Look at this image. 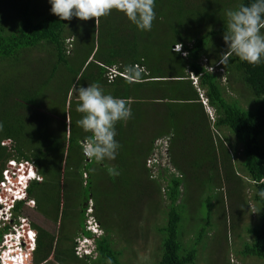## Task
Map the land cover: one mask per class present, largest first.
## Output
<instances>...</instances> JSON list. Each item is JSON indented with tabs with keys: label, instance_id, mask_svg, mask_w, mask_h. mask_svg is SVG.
Returning <instances> with one entry per match:
<instances>
[{
	"label": "trees",
	"instance_id": "1",
	"mask_svg": "<svg viewBox=\"0 0 264 264\" xmlns=\"http://www.w3.org/2000/svg\"><path fill=\"white\" fill-rule=\"evenodd\" d=\"M200 2L204 3L205 9L213 8V5L217 4L219 7L216 10L224 8L226 11V8L235 10L241 4L250 5L253 0H155L156 19L150 31L138 30L124 14L113 10L111 14L99 18L98 23L94 19L85 21L89 23L91 30L88 35H84V42L89 47L88 54L80 57L75 50L74 56L70 58L66 54L68 41L72 39L73 42L75 39L76 42L77 32L67 33V28L69 22L75 17L68 21L60 20L51 13L49 1L41 3V0H0V64L18 59L20 52L26 49L46 51L49 60L51 59L48 80L55 78L58 80L57 87L52 88V91L53 95L58 97L54 101L58 103L60 110H64L67 106L72 109L74 104H78L75 97L68 96L71 89L74 90V86L78 88L92 83H98L105 94L129 101L130 90L136 86L133 84L134 81L116 76L108 82L105 77L106 68L116 67L120 73L135 79L136 74H132L129 70L135 69L136 73L139 70L135 68L136 65L146 70L145 72L151 76L154 75L147 78L165 80L158 83L160 91L164 94V119L161 120L160 114V126L164 121V129L150 137L145 147L127 146L126 140L120 143L118 153H123L125 147H129V152L133 148L140 150L137 155L141 154V162L130 161L127 165L122 162L88 160L83 155L82 142L90 134L85 133L74 122H71L67 135L66 132L53 134L44 126L33 124L25 118L24 124L19 123L21 116L12 110L13 115L10 116L9 123L4 122L5 131L0 132V144L6 138L12 140L10 148L7 145H0V179L1 171L9 159L32 162L37 172L43 177V182L37 185L40 189L39 193L34 189L29 190L30 197L36 201L34 211L44 219H49L54 225L60 216L56 233L31 223L37 231L33 264H46L50 256L55 258L56 264H80L72 246L68 244L75 220L73 209L79 195L85 197V202L87 199H95L99 214L97 221L103 231V235L94 239L96 257L89 259L88 262L80 261L84 262L83 264H108L110 260L111 264H121L120 258L127 247H122L121 243L116 247L119 242H110V237L117 239L115 236L117 234L111 229L108 219L106 218L105 221L102 218V207L97 196L116 190L115 185H120V180L124 184L123 189L126 188L127 195L128 192L131 193L132 182L136 181L138 173L142 174L144 171L148 178L151 177L145 168V161L151 153L153 141L164 135L169 138L168 153H171L175 159L172 161L175 169L182 170L176 155L180 157L179 151L183 148L182 142L186 139L184 136L186 132H191L194 136V144L199 146L198 152L201 157H204L203 162L207 159L204 164L208 166H211L212 162L214 164L215 158L211 154L215 152V145L222 149L223 153L226 151L222 143L218 141L217 145L211 136L212 122L208 119L200 94L206 100L207 106L215 112L216 119L213 121V127L226 129L240 145L243 159L241 167L251 183V201L256 209L257 222L245 228L249 240L243 242L239 254L243 257L264 260V198L258 194L264 191V63L252 66L233 55L221 64L220 57L216 58V62L210 68L216 67L222 70L227 76L226 84H222L223 79L218 73H213L201 66L197 62L198 59L202 55L210 54L205 50L207 39L223 34L226 28V25L220 24V20L214 19V15L203 17L204 20H201L202 17L199 14L196 15L202 25V30L199 32L186 34L176 30L175 27H170L165 34L173 35L176 40H160L155 45L148 44L147 40L154 35L156 30L154 23H159L163 18L172 15L182 17L186 13L197 10L200 5L196 3ZM221 16L222 19H227L226 16ZM174 45L182 47L186 53L185 57L173 50ZM95 48H97L95 55L92 61H89ZM218 55L221 56V54ZM75 58L78 59L77 63L79 61V64L76 63L77 67H74L73 59ZM58 69H62V72L56 75ZM191 76L195 78V85ZM232 81L242 84L250 91L253 96L252 108H242L238 100L227 95L233 90L229 85L233 83ZM149 84H153L150 85V91L156 90L158 84ZM14 97L12 94L13 108ZM132 99L135 100V98ZM154 100L152 99L151 102ZM131 103L134 105V102ZM130 123L131 120L128 126L131 129L134 128ZM27 124H32V136L38 146L40 145L39 147L34 144L30 147L26 144L28 148H24L26 142H21L18 138V134H25ZM116 126L120 131L125 128L123 121L118 122ZM188 127L191 129L187 130ZM204 141L208 142L206 146L210 150L201 148L200 145ZM225 162L226 158L223 159V164ZM195 166L201 168V166ZM228 167L234 177L238 178L232 166L228 164ZM109 168H114L119 175H110ZM180 179L171 176L167 182L165 197L169 203L165 212V222L156 229L160 235L159 259L153 264H192L197 256L196 246H199V241L208 229L206 226H209L202 227L191 240L194 242L186 245L185 250L182 249L183 243L180 242L178 234L183 217L181 204L178 203L181 193ZM157 187L159 191L160 188L158 185ZM138 190L139 193L135 197L142 198L140 185ZM22 207H24L23 204H17L14 210L15 216L22 215ZM235 207H241V203L236 204ZM77 214L76 226H79L83 236L90 238L92 236L90 232L84 230V214L82 212ZM66 220L69 226H66ZM6 231L7 227L0 228V241Z\"/></svg>",
	"mask_w": 264,
	"mask_h": 264
},
{
	"label": "rangeland",
	"instance_id": "2",
	"mask_svg": "<svg viewBox=\"0 0 264 264\" xmlns=\"http://www.w3.org/2000/svg\"><path fill=\"white\" fill-rule=\"evenodd\" d=\"M48 1L41 0V3ZM196 4L198 6L200 5L197 10L186 13L182 17L172 15L163 18L159 23H154L156 30H154V35L147 39L148 44L155 45L160 40H176V37L173 35L169 36L165 34L169 31L170 27H175L176 30L183 31L186 34L199 32V30H202L200 22L206 16L211 17L214 15V19L220 20V24L226 25V19H222L223 17L221 15L226 16L225 12L231 10L230 8H226V11L224 8L218 11L216 10L219 7L217 4L213 5L214 9L211 7L205 9L203 7L204 3L202 2ZM197 14L202 17L201 20L196 18ZM71 31L77 32V36L76 42L75 39L73 42L72 39H69L66 52L67 56L72 58L75 50L80 57L86 56L89 47L84 42V35H88L91 32L89 23H85V21L77 18L72 19L68 24L67 33ZM222 37L223 34H219L207 39L205 50L210 53L208 55L209 59L207 58V62H205V59L202 58L201 63L205 65L207 70L218 73L223 79L222 84H226L228 82L226 74L216 67H209L214 63L215 56L227 50ZM176 47L177 45H174L173 50L185 57L186 53L182 50V47H180L179 51H176ZM99 48L102 52L101 47ZM96 49H94L89 61H92ZM38 50L26 49L20 52L18 59L0 64V125H2L0 132L5 131L4 122L7 121L9 123V118L13 115L12 110H15L16 114L21 116L19 123H23L25 118L33 124L44 126L53 134H63L71 121L81 118V114H71L68 118L62 117L64 110H60L58 103L54 101L58 97L55 94L53 95L54 92L52 91V88L57 87L58 80L57 78L48 80L51 59L49 60V55L46 51ZM73 60L75 61L74 67H77L78 65L76 63L78 59L75 58ZM77 64H79V61ZM145 71L144 69L141 73L137 71L135 73V79L141 81L147 77H154V75L145 74ZM61 72L62 69H58L56 75L61 74ZM135 79L134 81H136ZM193 83H195V78ZM233 83H229L233 90L230 93L228 92L227 95L238 100L242 108H252L253 103L251 101L253 96L250 91L242 84ZM12 94L15 96L13 101L14 108L11 100ZM73 95H76L74 90L72 91V98L74 97ZM209 111L210 114H207V116L212 122V128H210L212 134H210L217 145L218 141L222 143L226 151L223 153L222 149L220 150L215 145V152L211 154L215 158L214 164L213 162L211 166L204 164L207 159L203 162L204 157H201L200 152H198L199 146L194 144V136L191 135V132H186L187 134L184 135L186 139L182 142L183 148L179 151L180 157L178 154L176 155L182 170L173 167L171 162L173 160L175 161V159L171 153H168L164 165L153 174L149 173L151 177L148 178L143 171L142 174L138 173L136 175L137 183L132 178L131 193L128 192L126 195V188L125 190L123 189L124 184L120 180V185H115L116 190L97 196L100 199V207H102V218L105 221L108 219V224L117 234L115 235L117 239L110 237V242H119L116 247L120 243L122 247H127L123 250V256L120 258L121 264H153L154 261L159 259L158 243L160 241V235L156 229L165 222V212L167 211V205L169 203L166 200L165 192L167 190V182L171 176L181 178V193L178 203L181 204L183 217L178 234L180 242L183 243L182 249L185 250L186 245L194 242H191V240L194 239V235L202 227L209 225L206 226L208 229L199 241V246H196L197 256L192 264H264V260L243 257L239 254L243 242L249 240V237L246 236L245 228L257 222L256 209L251 201V183L241 167L243 159L240 145L235 142V139L229 131L224 128L213 127V121L216 119L215 112L212 109ZM57 115L60 117H57ZM186 129L190 130L191 127ZM24 132L25 134L23 133V135L18 134L21 142H26L24 148H28L26 144L30 147H32V144L38 146L32 136V124H27ZM11 144L12 140L6 138L0 145H7L10 148L9 146ZM207 144L208 142L204 141L200 146H202V149H209L206 146ZM138 151L140 150L133 148L129 152V147H125L123 153H118L115 160L105 161L109 163L122 162L124 165H127L130 161L141 162V154L137 155ZM224 158H226L225 164H223ZM228 164L235 170L238 178L234 177ZM195 165L201 166V168H197ZM138 185L142 189V198L135 197L139 193ZM157 185L160 188L159 191ZM240 203L241 207H235L236 204ZM244 204L246 205L245 207ZM96 206L97 203L94 198L91 200L87 199L85 202L82 199V195H79L75 201L73 209L75 220L71 228L72 235L68 242L72 246L74 254L76 251L78 252L82 244L84 246L87 244L93 247L95 246L94 237L87 238L83 236L79 226H76V223L78 224L77 213L82 210V207L86 208L85 213L92 210L91 218L84 216L86 220L84 225L87 226L84 227V230H87L90 225V223H87L88 219L92 222L90 225V227H93L91 231L94 227L98 226L97 237L101 234L103 235L102 226L97 221L99 214ZM34 210V208L23 207L21 211L22 215L20 216L26 217L30 224L36 223L38 226L52 233H56L60 216L58 217L56 225H54L49 219L46 220L40 215H37ZM208 221L209 224H207ZM67 222L66 220L65 224ZM66 226L69 225L66 224ZM80 258L77 257L79 263L83 264L84 262L80 261ZM47 260L49 262L46 264H56L53 256H50Z\"/></svg>",
	"mask_w": 264,
	"mask_h": 264
},
{
	"label": "clouds",
	"instance_id": "3",
	"mask_svg": "<svg viewBox=\"0 0 264 264\" xmlns=\"http://www.w3.org/2000/svg\"><path fill=\"white\" fill-rule=\"evenodd\" d=\"M49 3L51 4V13L62 21H68L75 17L81 21L94 19L98 23L99 18L107 16L115 10L124 14L138 30L150 31L156 19L155 0H49ZM226 17V28L222 38L227 50L221 54L219 62L224 64L228 58L234 55L240 61L252 66L264 63V0H253L250 5L241 4L235 10H227ZM180 47L177 45L176 51H179ZM129 71L135 74V69ZM126 79L134 81L128 77ZM74 91L79 101L76 112L81 114V118L76 121V124L85 133L90 134L82 142L83 155L96 162L115 160L120 148V144L115 139L116 124L130 119L132 116L127 100L105 94L98 83H92L87 87L79 86L77 88L74 86ZM202 104L206 108V113L210 114V109L203 99ZM108 171L110 175H119V172L114 168H109ZM258 194L264 198V191H260ZM17 204L28 207L23 200H16L11 209L15 219L17 216H15L14 210ZM35 207L36 201L34 206L29 208L35 209ZM82 213L86 218L92 217V211L85 213L84 210ZM87 223L91 225L92 222L87 219ZM90 225L87 230L95 239L97 237L93 236V232L89 229ZM36 239L37 231L35 249ZM80 249H84L86 260L96 257V253L90 257L95 252V246L82 244ZM21 260V255H17L14 264H20ZM0 263H2L1 260ZM108 264H111L110 260Z\"/></svg>",
	"mask_w": 264,
	"mask_h": 264
},
{
	"label": "built area",
	"instance_id": "4",
	"mask_svg": "<svg viewBox=\"0 0 264 264\" xmlns=\"http://www.w3.org/2000/svg\"><path fill=\"white\" fill-rule=\"evenodd\" d=\"M139 72L143 69L137 67ZM117 75L127 77L125 73H119L116 67L106 68V78L111 82ZM8 142V141H7ZM169 138H159L154 141L149 157L145 161V167L150 174L159 170L166 162L168 156ZM88 159V158H87ZM89 160V159H88ZM165 160V161H164ZM43 182V177L37 172L36 166L26 160L9 159L1 171L0 179V228L7 227L0 241V264H14L17 255H21L20 264H31L34 259L36 231L32 228L26 217L18 215L13 217L11 209L16 200H23L28 207L35 204L34 198L30 197L29 190H37V185ZM35 186V187H34ZM84 196L82 199L84 200ZM86 208L82 207L83 212ZM92 211V210H90ZM90 229L93 227H89ZM93 236H98V226L92 230ZM31 233L28 239L25 237ZM15 240V242H13ZM84 250L78 249L75 254L81 260H86ZM6 260L10 261H4ZM84 258V259H83ZM4 261V262H3Z\"/></svg>",
	"mask_w": 264,
	"mask_h": 264
},
{
	"label": "crops",
	"instance_id": "5",
	"mask_svg": "<svg viewBox=\"0 0 264 264\" xmlns=\"http://www.w3.org/2000/svg\"><path fill=\"white\" fill-rule=\"evenodd\" d=\"M218 57H220V55L215 56L214 62H216L215 59ZM202 58H204L205 62H207V58L209 59V57L207 55H202L197 61L201 66L205 67V65L201 63ZM215 66H217V64H215ZM146 74L148 75V73ZM145 79L141 81H137L135 79L136 81L133 82V84H136V86H133L132 89L130 90L131 91L130 100L129 101L127 100L128 106L130 107L131 112H132V116L130 119L123 121V125L125 126V128H123L122 131H120L116 126L118 130L116 129L117 135L115 139L118 141L119 144L122 143L124 140H126V143H128L127 146H130V147L135 146L136 148H141L143 146L145 147L146 141H148L150 137L157 134L159 130L164 129V126H165L164 121L162 122L160 126V121L162 120V118L164 119L163 116H165L164 94L160 91V85L158 84L162 82L164 79H159V78L158 79L157 78H145ZM191 79L194 80L193 77ZM149 83H155L156 85L158 84L156 86V90L154 89V91H150V85H153V84H149ZM193 84L195 85V83ZM82 86L87 87L88 85H82ZM72 91L73 89H71L69 93V96L71 98H72ZM74 97H75V100L78 101L77 94ZM132 98H135V100ZM152 99H155V100L151 102ZM200 99H201V102H202V99L205 100L204 97H202V94H200ZM131 102H134V105H132ZM76 106L77 105L74 104V107L72 109H69L67 106L64 109L62 117L68 118L69 115L71 114L80 115L79 113L76 112ZM209 109L211 108L209 107ZM205 111H206V108H205ZM160 114H161V120H160ZM57 117H60V116L57 115ZM129 120H131V123H130L131 127H134L132 129L128 126ZM76 121L77 120H74L71 122H74L76 124ZM71 122L69 123L67 129L65 130L66 135H67L68 128L71 125ZM143 134L145 135L144 137H143ZM159 138H166V136L164 135L161 137H157L156 139H159ZM154 141H153V145H154ZM153 145H152V148H153Z\"/></svg>",
	"mask_w": 264,
	"mask_h": 264
},
{
	"label": "bare ground",
	"instance_id": "6",
	"mask_svg": "<svg viewBox=\"0 0 264 264\" xmlns=\"http://www.w3.org/2000/svg\"><path fill=\"white\" fill-rule=\"evenodd\" d=\"M25 237H27L28 239L31 237V233H27L26 235H25ZM4 261H10V260H6L5 258H4ZM3 261V262H4ZM4 264V263H3Z\"/></svg>",
	"mask_w": 264,
	"mask_h": 264
},
{
	"label": "flooded vegetation",
	"instance_id": "7",
	"mask_svg": "<svg viewBox=\"0 0 264 264\" xmlns=\"http://www.w3.org/2000/svg\"><path fill=\"white\" fill-rule=\"evenodd\" d=\"M169 144H170V142H169Z\"/></svg>",
	"mask_w": 264,
	"mask_h": 264
}]
</instances>
